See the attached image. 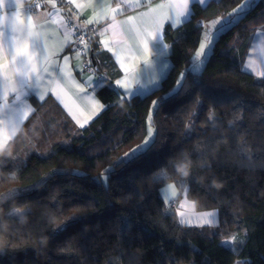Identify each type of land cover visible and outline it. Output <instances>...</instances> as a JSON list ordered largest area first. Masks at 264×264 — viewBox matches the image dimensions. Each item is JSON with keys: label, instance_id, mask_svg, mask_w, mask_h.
<instances>
[{"label": "trees", "instance_id": "16d2710c", "mask_svg": "<svg viewBox=\"0 0 264 264\" xmlns=\"http://www.w3.org/2000/svg\"><path fill=\"white\" fill-rule=\"evenodd\" d=\"M242 1L192 4L180 27H165L170 67L159 86L130 100L98 89L109 106L84 128L51 96L30 98L34 115L0 151V264H264V78L242 68L264 0H252L176 90L201 25ZM87 45L97 73L120 74L96 34ZM147 122L154 143L119 162L143 143ZM167 182L196 210H216L218 223L180 224L160 193ZM242 233V244L231 240Z\"/></svg>", "mask_w": 264, "mask_h": 264}, {"label": "crops", "instance_id": "0c3cea01", "mask_svg": "<svg viewBox=\"0 0 264 264\" xmlns=\"http://www.w3.org/2000/svg\"><path fill=\"white\" fill-rule=\"evenodd\" d=\"M30 1L4 0L3 5L0 6V24L3 25L0 28V32L3 33L0 36V151L12 140L8 137L13 134L15 137L23 123L32 114L34 105L31 97L41 102L51 96L79 128L86 127L105 109L95 110L94 105L97 102H103L85 83L89 77L96 81L97 77L102 74L97 73L93 68L84 66L83 55L74 49V33L66 16L71 17L70 20L81 29H87L90 25L96 26L97 41L107 40L108 42L107 48L103 43L98 42L99 49L110 55L120 71V74L111 80L113 88L118 91L115 80L127 75L132 91L135 93L131 97L133 98L145 96L157 88L169 70L170 46L164 39L165 27H180L189 19L192 4L204 6L210 0H205L203 4L199 3V0H189V12L180 18L181 23L175 27L170 26L169 21L163 17V11L157 7L166 3V0H142L143 6H136L135 0H127L133 6L125 8L120 14L108 11L109 8H116L120 0H92V3H89V0H74V2L68 0V5L64 10L56 3L55 6L46 3L42 8L33 12L26 7ZM248 2L251 4L252 0ZM13 13L16 19L15 31H13ZM105 14L109 19L114 17L115 20L124 23L119 30L109 29L101 36ZM97 16L99 23H87L88 20L96 19ZM129 17L133 19H128ZM154 20L162 24L160 38L159 40H148L147 49H145L143 36L144 33L155 28ZM21 27L23 31L20 30ZM30 32L35 35L30 36ZM37 39L38 43H36ZM164 45L169 47L165 48ZM24 47L33 52L37 58L34 63L39 72L38 76L35 72L28 77H23L19 73L13 75L8 71L11 55L16 48ZM122 65L128 67L127 74ZM13 67L22 68L23 64L19 63ZM242 68L256 77L264 78V25L258 26L253 32ZM6 76L10 77L8 86L11 89L24 93L22 102L18 101L11 91H6ZM21 81L28 83L29 87L26 90L22 88ZM81 87L84 92H81ZM53 88L56 89L55 92L52 91ZM41 95L44 97L43 100L39 99ZM22 113H27V115L21 120ZM90 115L91 120L84 123V117ZM77 119L80 123H77ZM170 185L173 187H169ZM160 193L163 200L174 207L180 224L202 226L218 223L216 210H196L193 202L184 193H179L173 182L165 183ZM210 212L216 213L215 216L205 217L210 223L197 222L196 214ZM182 214L192 223H182Z\"/></svg>", "mask_w": 264, "mask_h": 264}, {"label": "snow or ice", "instance_id": "6c2138e0", "mask_svg": "<svg viewBox=\"0 0 264 264\" xmlns=\"http://www.w3.org/2000/svg\"><path fill=\"white\" fill-rule=\"evenodd\" d=\"M47 3H51L53 6H55V0H46ZM69 2H74V0H69ZM4 3V0H0V6H2ZM89 3H92V0H89ZM199 3L203 4L205 3V0H199ZM136 6H143L142 0H135ZM33 7H41L42 5L36 0H33ZM133 5L131 3H128L127 0H120L118 3L117 7L112 9L109 8L108 11L115 13V14H120L123 12L125 8H130ZM163 11V17L165 20L169 21L170 26L175 27L176 25L181 23L180 18L185 14L189 12V0H166V3H162L157 6ZM250 4L245 2L237 6V8L233 9L232 13L227 14L226 16L211 21L207 25H201L204 28V31L200 34L199 36V47L195 50V54L190 56L189 60V65L185 68L183 72L180 73V79L176 81V90L178 91L179 89L183 88L184 82L187 79V77L191 74L197 73L201 71L202 66L205 64V60L208 57V53L214 50V46L217 43L216 36L226 33L231 29V27L235 26V23L238 22V20L241 18V14L245 13L247 9H249ZM152 9H150L151 11ZM142 16L144 14H141ZM71 19V17H69ZM128 19H133L129 17ZM88 24H93V23H99V18L97 16L96 19H90L87 21ZM122 21H117L113 18L109 19L107 17V14H105V20H104V27L102 31L100 32V35L103 36L104 33H106L109 29L111 30H119L123 26ZM155 28L152 31L144 33L143 39H144V48L147 49V41L152 39V40H159L160 38V31L162 28V24L159 21H155ZM198 24H201L200 21L197 22ZM16 24V19H15V13H13V31L16 30L15 28ZM3 25L0 24V28H2ZM73 27H77V25H73ZM23 31V27L20 29ZM3 33L0 32V36H2ZM30 36H33L35 34L29 33ZM38 39L36 40V43H38ZM99 43H103L104 46L107 48V40H102L98 41ZM75 44H82L85 43L84 38L81 36L79 37L75 42ZM85 47L88 49V51H91L92 49L90 48L89 45L85 44ZM165 48H168V45H164ZM37 58L35 57L34 53L29 51L27 47L24 48H16L13 54L10 57L9 60V69L8 71L12 72L13 75L16 73H19L23 77H28L30 76L33 72L39 75L38 69L34 61ZM47 59V57H45ZM65 60H67V57H65ZM147 62V61H145ZM19 63L23 64L22 68H17L13 67L14 65H17ZM125 68L126 74L129 72V69L127 66L122 65ZM251 66V65H249ZM86 67H91V63L89 62L86 64ZM166 67V65H165ZM44 71H47V69H44ZM6 81V91H11L13 95L16 96V99L18 101L22 102L24 93L21 92L20 90L17 89H11L10 86H8V82L10 81V77H5ZM85 83L87 84L88 88L91 89L93 93H95L98 89L104 88L105 86L108 89H113L114 85L112 81L109 79L108 76L102 75L97 77L96 81H93L91 77H89ZM194 84L199 83L197 80H193ZM21 85L23 89H27L29 87L28 83L26 81H21ZM115 86L119 89L117 91V95L121 96V98L129 99L135 94L132 91V87L128 81L127 75L122 78V79H117L115 80ZM81 92H84L83 87L80 88ZM53 92L56 91L55 88L52 89ZM85 94H87L85 92ZM39 99L43 100L44 97L41 95ZM95 99V97H93ZM153 105H158L159 101H153ZM109 105L99 103L97 102L94 105V108L96 111H99L100 109L106 108ZM32 114L34 115V110H32ZM27 113H22L20 116V119L22 120ZM93 115H95V112H93ZM74 118H76L74 116ZM92 116H87L84 117V123H87L89 120H91ZM77 123H80V120L77 119ZM83 126V125H81ZM152 136V130L149 129V137ZM14 138V134L9 136L8 139L11 140ZM154 143V139H149L145 138L143 143L135 146L134 148L130 149L128 152L124 153L123 157L119 158V162H126L132 159L137 158L138 156L144 154ZM60 170H57L59 172ZM112 171L111 166L107 169H105V173H109ZM74 174H80V173H74ZM185 175L187 173L185 172ZM101 179L107 183V176H102ZM173 187V186H169ZM18 191V190H14ZM216 213L210 212V213H205V214H196V220L197 222L203 221V224H208L210 223L209 220H207L205 217H210V216H215ZM182 223H192V221L188 218H186L182 214ZM232 241H235L237 244H242L243 240L240 239L237 235H233L231 237ZM226 243V242H225ZM236 264H242V262L237 261Z\"/></svg>", "mask_w": 264, "mask_h": 264}, {"label": "built area", "instance_id": "2783aa9c", "mask_svg": "<svg viewBox=\"0 0 264 264\" xmlns=\"http://www.w3.org/2000/svg\"><path fill=\"white\" fill-rule=\"evenodd\" d=\"M36 2L40 3L42 6L41 7H33L32 6L33 0H31L29 2V4L26 5L27 9L29 11L33 12V11H36V10L42 8L47 3L46 0H36ZM55 3L58 4L59 6H61L64 10V9H66V6L68 5V0H55ZM66 17H67V21H68L69 25L73 29L74 42L81 36L84 38L85 43L78 44V45L74 43V48L83 55L84 66L86 67V64H88L90 62V60H89V57L87 54V48L85 47V44H88V42L96 34V31H97L96 26L90 25L87 29H81L78 26L73 27L74 23L69 19L68 16H66ZM87 68H92V66L87 67Z\"/></svg>", "mask_w": 264, "mask_h": 264}, {"label": "rangeland", "instance_id": "374dc122", "mask_svg": "<svg viewBox=\"0 0 264 264\" xmlns=\"http://www.w3.org/2000/svg\"><path fill=\"white\" fill-rule=\"evenodd\" d=\"M249 0H243L240 4H242V3H245V2H247V3H249L248 2ZM239 4V5H240ZM237 8V7H236ZM214 20H217V19H214ZM213 21V20H212ZM211 22V21H210ZM210 22H208L207 24H209ZM207 24H205V25H207ZM204 31V28H203V30H202V32ZM201 32V33H202ZM217 37V36H216ZM199 47V44H198V46H197V48ZM196 48V49H197ZM210 53V52H209ZM209 53H208V55H209ZM194 54H195V52H194ZM193 54V55H194ZM179 79H180V76H179ZM150 118V117H149ZM148 121V120H147ZM149 129H151L152 130V136L151 137H149ZM153 134H154V131H153V128L151 127V125L149 124V122H147V135H146V137L147 138H149V139H152L153 138ZM145 137V138H146ZM145 140V139H144ZM12 213H15V214H21V211H19V210H17V209H13L12 210ZM235 235H237L240 239H242L243 240V238H244V233H242V234H240V235H238V234H235ZM237 261H240V262H242V264H246V262L245 261H242V260H236L235 261V263L234 264H236V262Z\"/></svg>", "mask_w": 264, "mask_h": 264}, {"label": "water", "instance_id": "95a60500", "mask_svg": "<svg viewBox=\"0 0 264 264\" xmlns=\"http://www.w3.org/2000/svg\"><path fill=\"white\" fill-rule=\"evenodd\" d=\"M89 59H90V62H91L92 67L93 68H96L97 67V64H96L95 59L93 58L92 50L89 52Z\"/></svg>", "mask_w": 264, "mask_h": 264}]
</instances>
